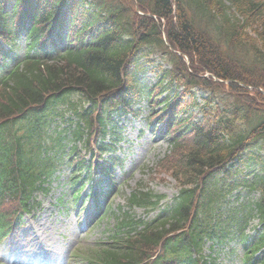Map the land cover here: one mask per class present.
I'll return each instance as SVG.
<instances>
[{"label": "trees", "instance_id": "1", "mask_svg": "<svg viewBox=\"0 0 264 264\" xmlns=\"http://www.w3.org/2000/svg\"><path fill=\"white\" fill-rule=\"evenodd\" d=\"M149 52L170 68L157 65L156 83L137 88ZM262 91L264 0H0V239L63 165L110 183L120 117L132 96L144 97L165 125L170 151L159 168L178 194L160 205L163 195L132 193L130 203L155 215L127 221L125 236L86 252L84 264H207L205 242L236 239V230L245 263L264 264V168L243 175L264 164ZM78 141L109 154L91 169L75 156ZM239 187L259 191L256 236L244 233L240 209L223 218V200Z\"/></svg>", "mask_w": 264, "mask_h": 264}, {"label": "rangeland", "instance_id": "2", "mask_svg": "<svg viewBox=\"0 0 264 264\" xmlns=\"http://www.w3.org/2000/svg\"><path fill=\"white\" fill-rule=\"evenodd\" d=\"M148 77L154 82L153 72ZM139 106L143 109L137 116L122 119L126 141L120 142L118 151L123 157V167L114 170L115 192L110 200L115 213L119 211L118 204L125 206V198L134 188L148 187L165 194L168 199L176 193L175 181L165 169H158L157 161L167 152V141L147 123L146 100L134 105ZM83 152L88 158V151ZM66 174L67 170L54 178L46 192H37L38 207L0 243V264H78L71 255L73 249L86 247L106 236L105 230L115 222L114 216L104 217L96 224H86L90 201L82 206L73 205L68 202L69 194L62 199L64 203L57 201L67 192ZM88 191L89 188L85 187L81 193ZM244 202V198L236 200L233 197L231 205L239 207ZM133 212L145 215L140 208H134ZM234 242L230 245L234 247L233 252L221 247L214 257V264H244L242 245Z\"/></svg>", "mask_w": 264, "mask_h": 264}]
</instances>
